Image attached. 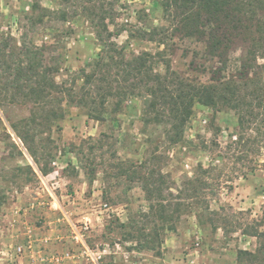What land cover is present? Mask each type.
<instances>
[{
  "label": "rangeland",
  "instance_id": "374dc122",
  "mask_svg": "<svg viewBox=\"0 0 264 264\" xmlns=\"http://www.w3.org/2000/svg\"><path fill=\"white\" fill-rule=\"evenodd\" d=\"M40 3L51 14L34 11L33 0H0V71L16 42L37 46L61 90L46 106L17 97L0 107V264H240L239 250L257 251L259 239L244 232L264 230V136L247 130L238 142L234 109L195 103L179 135L170 118L145 116L138 78L135 94L105 106L99 96L94 106L76 102L82 71L95 69L110 38L127 59L147 53L155 71L170 66L207 85L237 80L242 46L227 59L208 54L207 43L176 30L179 17L165 15L159 0ZM254 65L248 77L263 84L264 57ZM51 107H63L64 118L48 120ZM89 108L105 118H90ZM84 222L98 263L73 238L72 225Z\"/></svg>",
  "mask_w": 264,
  "mask_h": 264
},
{
  "label": "trees",
  "instance_id": "16d2710c",
  "mask_svg": "<svg viewBox=\"0 0 264 264\" xmlns=\"http://www.w3.org/2000/svg\"><path fill=\"white\" fill-rule=\"evenodd\" d=\"M159 4L165 15L175 17V20L179 17L176 30L185 37H196L207 43L210 55L227 59L234 44H240L243 48L242 71L237 80H228L218 85L195 83L178 75L170 66L167 73L163 74L155 71L157 59L147 53L127 59L123 49L110 38L107 47L92 63L95 69L92 72L82 71L81 77L86 86L81 99L76 101L79 106L96 105L97 96L101 98L99 103L105 106L113 98L135 94L136 85L130 80L138 78L147 88L145 116L154 112L157 120L163 119V116L170 118L177 130L176 134L183 133L194 112L195 103H199L217 111L225 107L234 109L238 116V128L241 129L238 142L242 141V133L247 130L264 136V83L260 84L258 76L248 77L255 67L257 57H264V0H159ZM32 8L34 11L45 10L51 14V9L42 6L40 0H33ZM174 10L180 11L174 14ZM102 20L108 30L105 15ZM210 24H213V28L208 30ZM156 33L157 29L145 31L151 40ZM109 35H113L111 31ZM101 41L105 46L103 39ZM7 56L10 60L0 71V107L3 102H12L10 100L17 97L46 106L51 102L49 96L61 92L53 75L49 77L52 70L44 65L40 48L16 42ZM118 76H121L124 85L120 84L121 88L116 90ZM100 82L106 84V92L98 93L99 86L96 84ZM88 96L91 100L86 99ZM47 114L48 120L64 118L63 107L61 111L51 107ZM87 115L103 120L105 111L96 112L89 108ZM24 121L28 125L30 119ZM32 121L36 122L34 118ZM90 138L95 143L100 141ZM26 147L37 163L36 152L28 145ZM244 233L256 236L261 245L257 251L239 250L240 264H264V230L256 228Z\"/></svg>",
  "mask_w": 264,
  "mask_h": 264
},
{
  "label": "built area",
  "instance_id": "2783aa9c",
  "mask_svg": "<svg viewBox=\"0 0 264 264\" xmlns=\"http://www.w3.org/2000/svg\"><path fill=\"white\" fill-rule=\"evenodd\" d=\"M72 228H73V238L75 239V241L82 244L85 253L89 257H91L93 261L98 263L99 259L101 258V255L95 250H93L91 247H89L88 244L86 243V232L89 228L88 223L84 222V224L80 226L73 224Z\"/></svg>",
  "mask_w": 264,
  "mask_h": 264
}]
</instances>
